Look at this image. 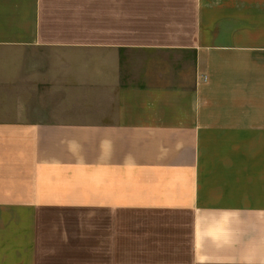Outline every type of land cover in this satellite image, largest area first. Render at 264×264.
<instances>
[{
  "label": "crops",
  "instance_id": "0c3cea01",
  "mask_svg": "<svg viewBox=\"0 0 264 264\" xmlns=\"http://www.w3.org/2000/svg\"><path fill=\"white\" fill-rule=\"evenodd\" d=\"M0 264H264V0H0Z\"/></svg>",
  "mask_w": 264,
  "mask_h": 264
},
{
  "label": "rangeland",
  "instance_id": "374dc122",
  "mask_svg": "<svg viewBox=\"0 0 264 264\" xmlns=\"http://www.w3.org/2000/svg\"><path fill=\"white\" fill-rule=\"evenodd\" d=\"M86 1V0H85Z\"/></svg>",
  "mask_w": 264,
  "mask_h": 264
}]
</instances>
